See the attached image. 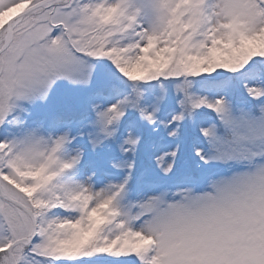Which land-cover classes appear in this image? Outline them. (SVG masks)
<instances>
[{
	"label": "snow or ice",
	"instance_id": "snow-or-ice-1",
	"mask_svg": "<svg viewBox=\"0 0 264 264\" xmlns=\"http://www.w3.org/2000/svg\"><path fill=\"white\" fill-rule=\"evenodd\" d=\"M0 264H264V0H0Z\"/></svg>",
	"mask_w": 264,
	"mask_h": 264
}]
</instances>
